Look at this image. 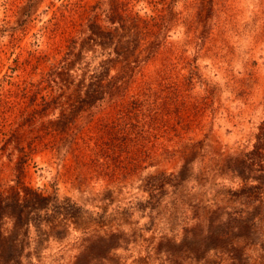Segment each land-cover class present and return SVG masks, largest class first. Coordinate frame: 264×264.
<instances>
[{
    "label": "rangeland",
    "instance_id": "1",
    "mask_svg": "<svg viewBox=\"0 0 264 264\" xmlns=\"http://www.w3.org/2000/svg\"><path fill=\"white\" fill-rule=\"evenodd\" d=\"M0 264H264V0H0Z\"/></svg>",
    "mask_w": 264,
    "mask_h": 264
}]
</instances>
